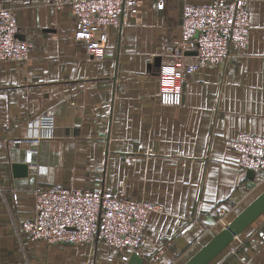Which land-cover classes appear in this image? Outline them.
Wrapping results in <instances>:
<instances>
[{"label": "crops", "instance_id": "0c3cea01", "mask_svg": "<svg viewBox=\"0 0 264 264\" xmlns=\"http://www.w3.org/2000/svg\"><path fill=\"white\" fill-rule=\"evenodd\" d=\"M0 2L16 8L18 36L31 43L28 59L0 63V186L18 191L10 207L0 194V264H133L100 241L19 235L37 186L105 187L159 204L142 264H184L222 228L221 206L230 220L264 190V170L251 177L229 144L240 131L264 135V0L247 4V47L187 75L177 106L160 103L159 70L180 39L184 0L144 1L107 28L99 55L75 39L69 6ZM45 113L50 130L36 122ZM17 162L27 175L15 174ZM208 264H264V212Z\"/></svg>", "mask_w": 264, "mask_h": 264}, {"label": "built area", "instance_id": "2783aa9c", "mask_svg": "<svg viewBox=\"0 0 264 264\" xmlns=\"http://www.w3.org/2000/svg\"><path fill=\"white\" fill-rule=\"evenodd\" d=\"M144 1L51 0V4L58 9L71 8L77 19L75 39L89 52L99 55L107 28L123 23L125 17L140 10ZM249 1L184 0L180 39L159 70L160 103L180 105L181 82L187 75L204 63L219 64L236 50L247 47L251 29ZM157 3L162 8L165 0H157ZM18 30L16 8L0 2V63L28 59L31 43L20 38ZM188 51H196V54H188ZM36 122L41 128L50 130L55 118L45 113ZM39 138L30 141L35 145ZM15 141L21 142L20 139ZM229 144L238 153L241 167L255 172L264 170V135L240 131ZM8 193L16 202L18 191L0 186V194L9 206ZM32 196L33 207L30 215L22 220L19 235L47 243L83 245L100 241L113 253H138L150 229L151 215L161 210L159 204L147 199L119 197L105 187L37 186L32 190ZM228 215L227 208L221 206L218 216L224 226L231 220H225Z\"/></svg>", "mask_w": 264, "mask_h": 264}, {"label": "water", "instance_id": "95a60500", "mask_svg": "<svg viewBox=\"0 0 264 264\" xmlns=\"http://www.w3.org/2000/svg\"><path fill=\"white\" fill-rule=\"evenodd\" d=\"M188 54H196V51H188ZM160 56L157 57V65L160 64ZM13 168L17 176H24L28 173V164L14 163ZM250 176L255 172L250 169ZM264 212V190L250 202L242 211L232 218L227 225L222 227L205 245H203L184 264H208L222 250H224L235 238L243 232L247 226L255 221ZM133 264H142L143 259L137 252L131 255Z\"/></svg>", "mask_w": 264, "mask_h": 264}, {"label": "rangeland", "instance_id": "374dc122", "mask_svg": "<svg viewBox=\"0 0 264 264\" xmlns=\"http://www.w3.org/2000/svg\"><path fill=\"white\" fill-rule=\"evenodd\" d=\"M10 213V212H9ZM228 219V216H226V218H225V220H227ZM229 220V219H228ZM221 225H222V227L224 226V223L223 222H221L220 223Z\"/></svg>", "mask_w": 264, "mask_h": 264}]
</instances>
